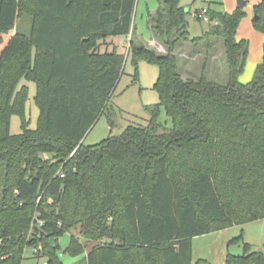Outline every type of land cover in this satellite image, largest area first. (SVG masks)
Wrapping results in <instances>:
<instances>
[{
    "label": "trees",
    "instance_id": "obj_1",
    "mask_svg": "<svg viewBox=\"0 0 264 264\" xmlns=\"http://www.w3.org/2000/svg\"><path fill=\"white\" fill-rule=\"evenodd\" d=\"M136 4L0 0V264H23L27 247L63 264L60 239L72 228L79 234L66 251L83 258L71 264H213L193 260L196 236L264 218V60L252 81H240L249 52L236 37L244 6L208 7L210 28L191 37L190 11L160 0L149 26L167 53L132 41L128 55L117 46L102 52L109 38L132 33ZM253 8L264 34V0ZM22 15L31 17L29 34L16 30ZM220 40L227 83L185 78L177 45ZM129 55L136 76L142 59L159 66L160 101L147 105V124L87 145ZM24 80L36 84L33 128ZM163 108L172 126L158 120ZM16 114L22 131L12 134ZM84 240L95 244L86 251ZM244 246L227 264H264V251Z\"/></svg>",
    "mask_w": 264,
    "mask_h": 264
},
{
    "label": "rangeland",
    "instance_id": "obj_2",
    "mask_svg": "<svg viewBox=\"0 0 264 264\" xmlns=\"http://www.w3.org/2000/svg\"><path fill=\"white\" fill-rule=\"evenodd\" d=\"M181 5L189 10L188 26L191 37L204 34L210 28L209 22L199 20L196 11L211 7L216 9L219 5L213 0H180ZM238 2V0L236 1ZM160 5V0H137L133 19V30L128 36H113L109 38V45H102L101 51H112L117 46L118 51L128 55L130 42L138 46L145 45L155 50L160 49V44L165 46L159 37L149 26V14H155ZM246 18V19H245ZM254 13L251 18L245 15L240 31L243 38L249 41V52L244 72L240 75V81L247 83L253 80L256 68L264 60V34L255 28L253 24ZM31 29L30 15H22L19 19L16 30L29 34ZM175 54L179 59L180 72L185 78H200L207 75L211 80L224 84L227 83L229 72L225 56L223 41L212 43L211 48H206L203 43L180 42L175 48ZM214 56V57H212ZM124 74L114 89L109 108L97 120L96 125L84 137L85 144L97 145L106 138L115 135L119 136L131 124H147L151 118V113L147 105L158 104L160 101L159 91L154 87L159 77V66L142 59L138 63L137 76L136 69L132 63L131 55L127 57ZM29 86V100L26 110L30 120L31 128L36 127L40 110L35 103L36 84L34 81H23ZM159 121L168 126L173 125V121L166 114L165 109L159 114ZM11 133L17 134L22 131L21 117L16 114L11 119ZM48 158V155H45ZM78 235L79 229L72 228L71 232L65 233L60 239V249L63 264H71L77 259L69 251H66L72 235ZM243 235L240 242L233 241ZM86 242V251L95 243ZM244 243H249L253 250L264 251V218L257 221L234 225L225 229L214 230L209 234L199 235L193 239V260L203 258L213 264H227L228 254L242 255ZM26 259L23 264H46L45 258H36L33 249L27 247L25 250Z\"/></svg>",
    "mask_w": 264,
    "mask_h": 264
},
{
    "label": "crops",
    "instance_id": "obj_3",
    "mask_svg": "<svg viewBox=\"0 0 264 264\" xmlns=\"http://www.w3.org/2000/svg\"><path fill=\"white\" fill-rule=\"evenodd\" d=\"M213 1H217L216 3H218V7L216 8L217 10H223V11H227V12H234L236 7L240 6L241 4H238V2H236L237 0H213ZM261 0H244V3L242 4L244 6V9L246 11V15H247V18H251V15H253L254 13V16H255V12H254V8L253 6L260 2ZM246 19V18H245ZM243 22V21H242ZM242 22H240V26L237 30V33H236V37L237 39H244L243 38V33H241L240 31V28L242 26ZM108 42H111V40H109ZM159 50V53L161 54H165L167 53V48L166 46H163L162 44H160V49ZM214 57V56H212ZM215 58V57H214Z\"/></svg>",
    "mask_w": 264,
    "mask_h": 264
},
{
    "label": "built area",
    "instance_id": "obj_4",
    "mask_svg": "<svg viewBox=\"0 0 264 264\" xmlns=\"http://www.w3.org/2000/svg\"><path fill=\"white\" fill-rule=\"evenodd\" d=\"M208 11H209V9L207 7H204V9H202V10L198 9L196 11L197 18H200L201 20L203 19V20L210 22V17L208 15ZM64 176H65V174L62 173V177H64ZM41 223H43V221H41ZM36 250H37V248L33 249V252H36Z\"/></svg>",
    "mask_w": 264,
    "mask_h": 264
},
{
    "label": "water",
    "instance_id": "obj_5",
    "mask_svg": "<svg viewBox=\"0 0 264 264\" xmlns=\"http://www.w3.org/2000/svg\"><path fill=\"white\" fill-rule=\"evenodd\" d=\"M244 3V0H238V4H243Z\"/></svg>",
    "mask_w": 264,
    "mask_h": 264
}]
</instances>
